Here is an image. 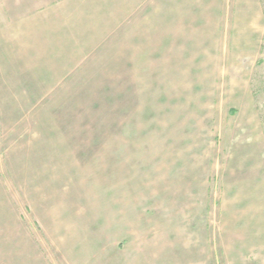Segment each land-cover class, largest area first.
Returning <instances> with one entry per match:
<instances>
[{
  "label": "rangeland",
  "instance_id": "1",
  "mask_svg": "<svg viewBox=\"0 0 264 264\" xmlns=\"http://www.w3.org/2000/svg\"><path fill=\"white\" fill-rule=\"evenodd\" d=\"M193 1L127 44L0 0V264H264V0Z\"/></svg>",
  "mask_w": 264,
  "mask_h": 264
},
{
  "label": "crops",
  "instance_id": "2",
  "mask_svg": "<svg viewBox=\"0 0 264 264\" xmlns=\"http://www.w3.org/2000/svg\"><path fill=\"white\" fill-rule=\"evenodd\" d=\"M37 14H52L54 28L76 29L83 34L93 30L101 37H110L117 31L123 43L138 44L142 34L172 28L182 30L188 22L185 16L195 12L197 4L190 0H39ZM195 8L190 11V4ZM189 6V7H188ZM202 9H200L201 11ZM196 28H198L196 26ZM142 29L148 32H142ZM150 36V38H152ZM139 40L137 43L136 40Z\"/></svg>",
  "mask_w": 264,
  "mask_h": 264
}]
</instances>
